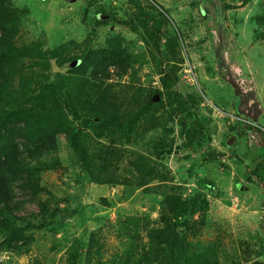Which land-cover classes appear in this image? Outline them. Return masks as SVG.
I'll return each instance as SVG.
<instances>
[{
    "label": "rangeland",
    "instance_id": "1",
    "mask_svg": "<svg viewBox=\"0 0 264 264\" xmlns=\"http://www.w3.org/2000/svg\"><path fill=\"white\" fill-rule=\"evenodd\" d=\"M11 1L28 8L25 30L36 35L44 30L49 46L71 40L84 42L89 34L96 38L97 46L106 45L117 34L136 38L131 30L115 28L114 24L92 31L82 21L84 0ZM157 1L170 9L173 17L163 30L171 33L175 24L186 25L182 26L180 50L195 80L190 83L181 68L178 89L200 101L195 107L197 118L188 117L190 139L182 131L178 115L168 131L167 123L162 118L159 122L150 111L142 123L151 134L129 144L118 143L125 158L110 164L118 177L130 184H97L65 138L59 137L58 163L42 173L41 180L58 197H73L71 203L63 202L60 207L77 208L78 213L55 235L47 230L34 231L37 240L29 249L19 252L0 247V264L77 263L81 245L89 244V240L97 242L96 250L103 246L101 253L109 261L125 246L118 230L113 229L121 215L139 218L141 238L147 240L150 226L158 220L161 200L198 192L207 196L210 207L187 216L183 226L187 252L195 255L212 247L220 264L264 262V0ZM101 4L109 11L119 7L118 18L126 16L124 9L132 12L133 8L128 0H105ZM156 80L154 86L160 84L159 77ZM195 119L206 130L205 137L193 131ZM105 138L101 143L107 145L110 139ZM190 141H194L192 146ZM137 159L143 160L142 165L148 159L149 166L157 171L147 176L143 185L136 183L148 171L133 165ZM42 199L48 204L55 201L45 193ZM37 209V202L30 204L29 210Z\"/></svg>",
    "mask_w": 264,
    "mask_h": 264
},
{
    "label": "trees",
    "instance_id": "2",
    "mask_svg": "<svg viewBox=\"0 0 264 264\" xmlns=\"http://www.w3.org/2000/svg\"><path fill=\"white\" fill-rule=\"evenodd\" d=\"M103 1L84 0L82 21L92 31L111 24L129 29L135 39L117 34L106 45L97 46L96 38L89 34L84 42L49 46L44 30L37 35L25 30L28 8L0 0V247L6 250L31 248L37 240L34 231L55 235L78 213L77 208L60 207L73 197H58L41 180V174L58 163L59 137L65 138L97 184H130L112 169L126 155L118 143L129 144L151 134L142 123L150 111L159 122L162 118L167 123L168 131L178 115L182 131L190 139L188 117L197 118L195 107L200 101L178 89L185 61L180 50L185 23L175 24L171 33L163 30L173 17L157 0H128L132 12L124 9L122 18L117 15L119 7L109 11ZM91 12L94 16L88 17ZM75 61L79 63L74 65ZM157 77L160 84L154 86ZM195 120L193 131L205 137L206 130ZM105 137L110 139L107 145L101 143ZM190 143L192 146L194 141ZM142 164L141 159L133 164L148 171L136 185L157 173L148 159ZM206 183L214 186L211 181ZM44 193L55 201L43 202ZM202 196L198 192L161 200L158 220L150 226L147 240L141 238L139 218L121 215L113 229L125 245L122 252L107 261L101 253L103 246L96 250L97 242L89 240L81 245L79 261L70 264H93L99 253L94 264H220L212 247L195 255L187 252L183 226L187 216L209 209L207 196ZM33 202H37V210H29Z\"/></svg>",
    "mask_w": 264,
    "mask_h": 264
},
{
    "label": "built area",
    "instance_id": "3",
    "mask_svg": "<svg viewBox=\"0 0 264 264\" xmlns=\"http://www.w3.org/2000/svg\"><path fill=\"white\" fill-rule=\"evenodd\" d=\"M182 69H184V72H185V75H184V76L188 79V81H189L190 83H191V82H194V81H192V79L195 80V76L192 75L193 69H192V67L190 66V64H189L188 62H185V63L183 64Z\"/></svg>",
    "mask_w": 264,
    "mask_h": 264
},
{
    "label": "water",
    "instance_id": "4",
    "mask_svg": "<svg viewBox=\"0 0 264 264\" xmlns=\"http://www.w3.org/2000/svg\"><path fill=\"white\" fill-rule=\"evenodd\" d=\"M68 1H76V0H68ZM77 63H79V62H78V61H75V62H74V65L77 64ZM155 99H156V100L159 99V96L157 95V96L155 97ZM231 141H232V139H230L229 143H231Z\"/></svg>",
    "mask_w": 264,
    "mask_h": 264
},
{
    "label": "clouds",
    "instance_id": "5",
    "mask_svg": "<svg viewBox=\"0 0 264 264\" xmlns=\"http://www.w3.org/2000/svg\"><path fill=\"white\" fill-rule=\"evenodd\" d=\"M182 70V69H181Z\"/></svg>",
    "mask_w": 264,
    "mask_h": 264
}]
</instances>
